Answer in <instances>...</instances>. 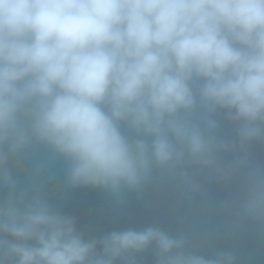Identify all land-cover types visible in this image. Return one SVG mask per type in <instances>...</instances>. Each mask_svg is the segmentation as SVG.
I'll use <instances>...</instances> for the list:
<instances>
[{
    "label": "clouds",
    "instance_id": "obj_1",
    "mask_svg": "<svg viewBox=\"0 0 264 264\" xmlns=\"http://www.w3.org/2000/svg\"><path fill=\"white\" fill-rule=\"evenodd\" d=\"M254 142H264V0H0V264H139L149 249L154 264H235L156 226L86 238L9 165L44 148L65 161L68 186L117 203L155 172L191 194L192 168L223 181L243 170L237 219L264 224Z\"/></svg>",
    "mask_w": 264,
    "mask_h": 264
},
{
    "label": "water",
    "instance_id": "obj_2",
    "mask_svg": "<svg viewBox=\"0 0 264 264\" xmlns=\"http://www.w3.org/2000/svg\"><path fill=\"white\" fill-rule=\"evenodd\" d=\"M220 135L235 138L233 127L221 120ZM253 166L264 168V142L249 146ZM234 154L223 153V164H231ZM49 161L40 174L33 161ZM22 188H40L49 203L62 214L74 217L86 238L101 237L111 231L141 230L156 226L172 236L183 235L198 254L213 257L230 251L235 264H264V224L237 219V205L244 190V171L230 181L212 178L206 172L189 171L201 185V191L187 193L178 179L155 172L142 191H126L123 203H117L105 191L89 187H70L66 182L67 165L53 158L44 148H34L28 157L9 165ZM7 189L0 188V199ZM231 206L226 210L224 205ZM154 250L139 258V264H154Z\"/></svg>",
    "mask_w": 264,
    "mask_h": 264
}]
</instances>
